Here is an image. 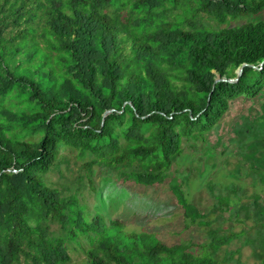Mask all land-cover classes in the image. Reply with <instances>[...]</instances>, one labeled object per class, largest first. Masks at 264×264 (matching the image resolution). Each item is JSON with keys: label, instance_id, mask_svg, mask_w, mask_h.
I'll return each mask as SVG.
<instances>
[{"label": "trees", "instance_id": "1", "mask_svg": "<svg viewBox=\"0 0 264 264\" xmlns=\"http://www.w3.org/2000/svg\"><path fill=\"white\" fill-rule=\"evenodd\" d=\"M260 95L264 0H0V264H229L216 253L234 232L211 251L167 244L90 211L81 182L59 187L49 174L66 148L92 191L95 166L163 184L184 142L204 141L238 98ZM169 180L184 219L202 222Z\"/></svg>", "mask_w": 264, "mask_h": 264}, {"label": "rangeland", "instance_id": "2", "mask_svg": "<svg viewBox=\"0 0 264 264\" xmlns=\"http://www.w3.org/2000/svg\"><path fill=\"white\" fill-rule=\"evenodd\" d=\"M217 125L204 141L184 142L170 171L204 214L202 222L184 219L170 191V177L147 187L123 182L109 168L95 166L92 191L82 168L84 160L62 148L60 167L49 178L64 188L81 182L79 195L90 211L118 218L128 229L155 232L167 244L182 242L211 251L216 236L234 232L237 236L216 254L229 259V264H258L256 206H264V95L238 98ZM72 255L74 261L80 256L74 251Z\"/></svg>", "mask_w": 264, "mask_h": 264}, {"label": "water", "instance_id": "3", "mask_svg": "<svg viewBox=\"0 0 264 264\" xmlns=\"http://www.w3.org/2000/svg\"><path fill=\"white\" fill-rule=\"evenodd\" d=\"M241 73H242V68H240V69L237 71V77H236V78H232V79H228V80L231 81V82L237 81V80H238V77L241 75ZM220 80H224V79H222V78H220V77H217L216 80H215V82L220 81ZM108 112H110V110L106 111V112L104 113L103 116L105 117V115H106Z\"/></svg>", "mask_w": 264, "mask_h": 264}]
</instances>
